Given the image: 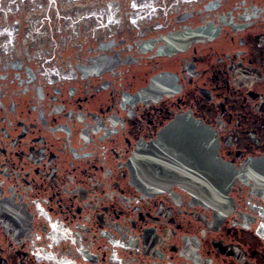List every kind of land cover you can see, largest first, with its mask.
I'll list each match as a JSON object with an SVG mask.
<instances>
[{
	"label": "flooded vegetation",
	"instance_id": "af4514ba",
	"mask_svg": "<svg viewBox=\"0 0 264 264\" xmlns=\"http://www.w3.org/2000/svg\"><path fill=\"white\" fill-rule=\"evenodd\" d=\"M0 264H264V0H0Z\"/></svg>",
	"mask_w": 264,
	"mask_h": 264
}]
</instances>
